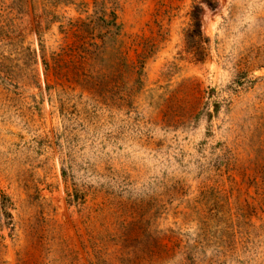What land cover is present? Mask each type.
I'll use <instances>...</instances> for the list:
<instances>
[{
	"label": "rangeland",
	"instance_id": "obj_1",
	"mask_svg": "<svg viewBox=\"0 0 264 264\" xmlns=\"http://www.w3.org/2000/svg\"><path fill=\"white\" fill-rule=\"evenodd\" d=\"M204 1L0 0V264H264V0Z\"/></svg>",
	"mask_w": 264,
	"mask_h": 264
},
{
	"label": "trees",
	"instance_id": "obj_2",
	"mask_svg": "<svg viewBox=\"0 0 264 264\" xmlns=\"http://www.w3.org/2000/svg\"><path fill=\"white\" fill-rule=\"evenodd\" d=\"M204 3L210 8H215L214 6L217 3H214V1H208L205 0ZM117 0H91V3H80L78 7H117ZM104 15L107 13L106 10L103 11ZM112 21L110 24L106 23V25H109V27L113 29H118L119 26L117 25V13L113 11L112 13ZM105 21V18L102 19ZM193 21L197 22V25H200V22L198 23V18H194ZM78 24L74 25L71 27L70 31L72 35L77 37L76 44L73 45L74 49L71 48L69 50L62 48V52L59 55H56V60L58 58H61L62 55H66L71 51L73 56H77L80 58L81 61H95L96 59H99L101 56H103L104 50L102 49V46L105 44L101 43H95V42H90L87 40L82 39L81 34L84 32L82 26H83V21L78 20ZM110 28V29H111ZM109 29V30H110ZM69 34V33H68ZM103 73V72H101ZM105 74V73H103ZM14 203L9 195H7L3 190L0 191V240H4V236L1 235L2 229H9L10 231L13 230L14 228Z\"/></svg>",
	"mask_w": 264,
	"mask_h": 264
}]
</instances>
